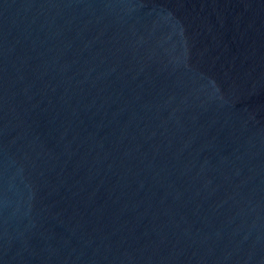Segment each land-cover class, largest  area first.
Instances as JSON below:
<instances>
[{"label": "water", "instance_id": "1", "mask_svg": "<svg viewBox=\"0 0 264 264\" xmlns=\"http://www.w3.org/2000/svg\"><path fill=\"white\" fill-rule=\"evenodd\" d=\"M0 264H264V0H0Z\"/></svg>", "mask_w": 264, "mask_h": 264}]
</instances>
